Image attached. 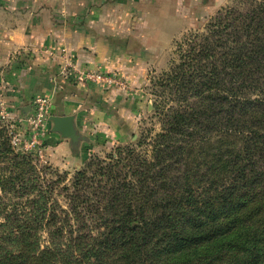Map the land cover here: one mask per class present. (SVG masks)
I'll return each instance as SVG.
<instances>
[{
    "label": "trees",
    "instance_id": "trees-1",
    "mask_svg": "<svg viewBox=\"0 0 264 264\" xmlns=\"http://www.w3.org/2000/svg\"><path fill=\"white\" fill-rule=\"evenodd\" d=\"M176 53L152 80L160 130L69 182L0 125V264H264V0Z\"/></svg>",
    "mask_w": 264,
    "mask_h": 264
},
{
    "label": "crops",
    "instance_id": "crops-1",
    "mask_svg": "<svg viewBox=\"0 0 264 264\" xmlns=\"http://www.w3.org/2000/svg\"><path fill=\"white\" fill-rule=\"evenodd\" d=\"M206 2L0 0V67H9L13 107L18 113L19 106L26 108L36 95L46 94L52 98L51 115H73L80 133L121 134L119 120L129 115L132 95L62 75L65 58L80 70L117 71L136 86L159 64L160 38L170 28L165 24L171 16L188 22L204 9L213 12L223 5V0ZM200 3L204 7L195 9ZM51 49L54 56L49 55ZM132 102L133 107L140 103L138 98ZM52 126L51 122L45 146L51 158L81 162L87 149L84 141L73 143Z\"/></svg>",
    "mask_w": 264,
    "mask_h": 264
},
{
    "label": "rangeland",
    "instance_id": "rangeland-1",
    "mask_svg": "<svg viewBox=\"0 0 264 264\" xmlns=\"http://www.w3.org/2000/svg\"><path fill=\"white\" fill-rule=\"evenodd\" d=\"M202 1L204 0H201V2ZM234 2L235 0H223V5L218 10L232 6ZM206 4H209V0H207ZM202 7L204 6L200 3V6H196L195 9H200ZM209 9L211 10V8H208V10L204 9L196 15H192L191 20L188 22H184L182 19L176 18V15H173L171 16V22L165 24L170 28L161 34L160 40L163 43V47H161L159 64L156 63V66L151 67L152 69H148L145 73L144 80L142 79L138 85L133 86L130 84L133 87L130 91L123 90L126 93H130L132 96L131 102L129 103L131 108L129 115L119 120V125L122 127L121 134H117L119 132L104 133L101 131L91 135L81 133V140L84 141L87 148L84 157H82V161L79 160L81 162L69 164L63 160H56L51 158V155L48 154L45 149V154L42 158L33 152L37 156L35 159L37 166L44 169L48 177L56 178L57 175L60 174L61 177H66V181L69 182L74 177L76 171L85 168L86 164L93 159V157L98 156L106 159L111 153H115L116 148L120 146L132 145L137 147L141 140L148 135V131L151 132V136L153 137L160 130L161 122L160 117L155 113L156 108L154 106L156 95L152 91V80L168 70L172 63L178 58V54L176 53L178 43H180L186 35L198 30L204 31L211 18L214 17L218 11L212 12ZM168 19L169 17H167V21H169ZM8 73V66L3 68L0 67V125L8 130L15 129L27 139L29 136L30 124L26 119L28 113L30 114L33 111L34 104L32 101L26 108L19 106L18 113L16 112V108L13 107V97L9 95L11 87L9 85ZM136 98L139 99L140 103H134L133 107L132 101ZM23 122L27 125L25 128L24 124H22ZM21 129H23L22 132H20ZM46 141L45 146H47ZM137 148L139 149V147ZM144 148H146V146ZM262 219H264V217ZM258 223L261 227L264 226L260 222Z\"/></svg>",
    "mask_w": 264,
    "mask_h": 264
},
{
    "label": "built area",
    "instance_id": "built-area-1",
    "mask_svg": "<svg viewBox=\"0 0 264 264\" xmlns=\"http://www.w3.org/2000/svg\"><path fill=\"white\" fill-rule=\"evenodd\" d=\"M49 55L54 56V49L49 50ZM62 75L82 77L87 82L96 84L103 88H117L130 91L133 87L121 73L117 71H102L97 69L80 70L69 56L63 63ZM33 111L27 116L30 124L29 136L27 139L21 133L12 132V145L15 148L34 152L39 157L45 154V141L51 129L50 116L52 98L49 95H36L33 99Z\"/></svg>",
    "mask_w": 264,
    "mask_h": 264
},
{
    "label": "water",
    "instance_id": "water-1",
    "mask_svg": "<svg viewBox=\"0 0 264 264\" xmlns=\"http://www.w3.org/2000/svg\"><path fill=\"white\" fill-rule=\"evenodd\" d=\"M74 120L75 117L73 115H51L52 131L58 132L62 137L69 138L73 143L78 144L82 135L76 127Z\"/></svg>",
    "mask_w": 264,
    "mask_h": 264
}]
</instances>
